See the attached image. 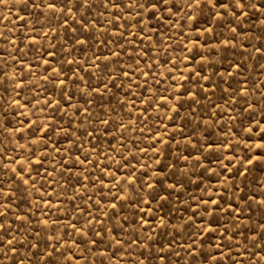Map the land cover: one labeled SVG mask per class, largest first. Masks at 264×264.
<instances>
[{
	"label": "rangeland",
	"instance_id": "374dc122",
	"mask_svg": "<svg viewBox=\"0 0 264 264\" xmlns=\"http://www.w3.org/2000/svg\"><path fill=\"white\" fill-rule=\"evenodd\" d=\"M189 3L0 0V264H264V10Z\"/></svg>",
	"mask_w": 264,
	"mask_h": 264
},
{
	"label": "snow or ice",
	"instance_id": "6c2138e0",
	"mask_svg": "<svg viewBox=\"0 0 264 264\" xmlns=\"http://www.w3.org/2000/svg\"><path fill=\"white\" fill-rule=\"evenodd\" d=\"M4 2L6 3V0H4ZM88 0H82L83 4H87ZM145 3L148 5V8H150L152 10L153 15H155L156 10L158 9V7H164L166 0H145ZM73 4H76L77 7L80 6L81 4V0H51V2H49V0H41L40 3H36V0H31V6L38 8V9H48L51 10L52 12H64L65 15H67V13H70L73 11ZM60 6L59 8L57 6ZM119 5L117 3H113V7H118ZM128 5H126L127 7ZM141 8L144 7V5H139ZM187 6L189 8H203V7H208L210 9H217L219 8L221 11H228L230 8H235L237 10H239L241 12L242 15H246V13L243 12V9H245V7H248L250 9H261L264 10V4L261 3H251L250 0H192V3L187 4ZM170 9L165 8V11H169ZM217 15H221V12L218 11L216 13ZM231 15H235V12H231ZM65 24L68 23L67 19H65L64 21ZM81 25H83V22H80ZM72 31H75V29H72ZM209 31H211V29H209ZM88 41L87 40H80L79 43L81 44H86ZM257 51H260V49H257ZM114 55H119L118 53H114ZM235 67L237 69L240 68V65L237 63L235 64ZM59 71V69L57 70ZM81 83H83V80L81 79ZM61 84L66 86V82L61 80ZM95 91H99L98 89H94ZM0 99H3V97H0ZM90 102V101H89ZM84 111H87V109H85ZM107 122V121H105ZM251 162V161H250ZM133 180L135 178H132ZM264 195V194H262ZM260 203L264 204V199H262L260 201ZM113 207H115V205H113ZM238 210V209H237ZM0 215H3L2 213H0ZM45 225H47V221H44ZM71 227H75V225H70ZM209 229L211 230L210 225L208 226ZM4 225L2 223H0V229H3ZM91 243L95 244L96 241L92 240L90 241ZM5 243H10L8 241H5ZM193 243H195V241H193ZM33 247H38V245H33ZM11 251H14L15 249L12 248L10 249ZM3 249L0 248V252H2ZM186 251H188V254L191 255L193 251H195V249L192 248L191 244L188 246V249H186ZM51 253H45V256L48 257L49 259L46 260V264H56V261L54 259H51ZM161 259H163V257H160Z\"/></svg>",
	"mask_w": 264,
	"mask_h": 264
}]
</instances>
